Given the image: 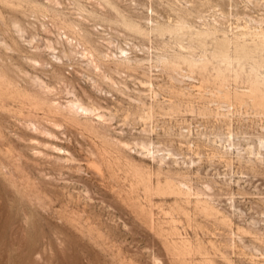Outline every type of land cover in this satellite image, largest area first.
<instances>
[{
    "label": "rangeland",
    "instance_id": "rangeland-1",
    "mask_svg": "<svg viewBox=\"0 0 264 264\" xmlns=\"http://www.w3.org/2000/svg\"><path fill=\"white\" fill-rule=\"evenodd\" d=\"M30 1L44 2L0 0V74L6 73L0 77V264H200L203 255L194 250L186 256L175 254L173 248L182 239L192 246L200 242L201 252L207 251L215 264H264V155L260 150L262 157L255 160L247 151L252 148L257 152V140L264 134V115L250 102L228 111L215 103L216 96L208 93L215 86L210 67L194 70L192 79L181 83L171 76L179 79L177 73L187 72L185 66L177 73L152 67L157 100L173 110L161 115L154 107L144 120L130 99L141 91L144 104L150 102L148 87L139 81L146 79L139 68L115 73L105 67L108 79L77 64L72 65L77 73L60 64L33 66L30 56L48 60L44 45L47 38L55 39L51 23L62 26L68 20L59 12L75 15L73 0H58L60 5L49 8L44 17ZM92 1L79 0L86 8H99ZM163 1L120 0L118 5L132 17L142 13L140 17L149 15L160 22H172L180 13L178 9L191 7L192 16L187 15V20L191 19L194 28L201 26V20L211 21L213 12L215 17L222 15L220 22L227 30L259 23L264 27V0H233L231 4L219 2L220 6L216 1V7L197 2L190 6L183 0H166V5ZM176 3L178 8H174ZM196 11L202 13L200 21ZM40 23L51 33L42 32ZM16 26L24 30L23 37L15 31ZM111 26L106 31L112 50L113 45L126 49L140 42L144 52L154 54L159 47L160 39L142 40L119 25ZM51 70L67 72L64 75L73 88L57 83ZM36 75L53 88L49 98L62 104L71 98L68 92L76 93L83 102L88 101L82 91L89 93L105 108L109 126L96 124L92 129L81 117H72L65 110L51 113L46 107L34 106L31 95L36 88L29 79ZM88 76L96 80L98 92L88 86ZM201 80L202 88L196 87ZM227 83L231 86V78ZM144 129L151 131L148 136L157 145H168L177 155V164L168 160L163 171L188 170L192 190L211 195L210 204L226 220L220 213L196 209L193 196L175 200L154 191L147 193L133 169L141 167L145 172L148 168L149 182L154 185L164 179L163 173L157 174V162L131 144L125 149L109 139L130 143L134 137L146 136ZM229 141V152L221 156L218 152ZM54 146L65 150L61 158L56 157ZM250 156L253 163L248 161ZM189 159L194 163L187 169Z\"/></svg>",
    "mask_w": 264,
    "mask_h": 264
},
{
    "label": "bare ground",
    "instance_id": "bare-ground-1",
    "mask_svg": "<svg viewBox=\"0 0 264 264\" xmlns=\"http://www.w3.org/2000/svg\"><path fill=\"white\" fill-rule=\"evenodd\" d=\"M183 1L186 4L189 3L190 6L191 4L194 5V3L197 2L205 5L206 3L208 5H215L214 7L217 6L216 4H214L216 1L218 2L219 6L221 2L227 4H231L233 2V0ZM30 2L35 4L34 6L37 7L35 11L37 13H40L42 17L45 16V13L47 12V10H49V8L57 7L60 5V2L58 0ZM92 2H96L95 5L99 6V8L97 9H100L99 11L101 12H99L93 6L86 8V6L82 5L79 0H73V2L71 3L72 6L70 5L73 8L72 14L75 15L74 17L66 15L63 12H59V14H61L62 16L68 17V20L62 26H56L55 24L51 23L49 27L55 30V39L53 38L54 40L52 41L50 40V38L46 39V45H44V50L48 51V53L46 52L48 60L40 61L37 58L30 56L31 58L29 57V62L33 66H46L47 64H49L50 66H54V64H60L62 65V67H64V69H68L70 67L71 70H74L73 72L77 73L78 71H75V69L72 68L75 67V65L72 66L73 64H77L78 66H80V68L90 67L89 70L92 68L95 73H98L99 75L101 74V76H103L102 78L108 79H110V76L108 75V72L104 69L105 67H107L109 71L115 73H118L119 71H124L126 69L139 68L142 71L143 76L146 77L144 81H139L141 85L144 84V86L146 85L148 87L147 94L149 95L150 102L148 105L144 104L141 98V96H143L144 94L141 91H136L137 95L134 96V98L132 97L130 99L133 102H136V104L138 105V109L142 112L141 117H145L144 120L147 119L154 112L155 109L161 115L169 113L171 112V110H173L172 106L168 104L166 106L164 104H161L162 102L157 100L158 94L155 90H153V83L151 81L152 75L150 69L152 67H161L163 68L162 70L168 69L177 73L178 69L179 71H184L181 69V66H185L187 72H185L184 74L177 73L180 77L179 79L171 76V79H174L180 83L184 79H192L190 74L194 70L207 71V69L210 67L213 72L212 81L215 86L213 88L208 89V93L210 91L212 92L211 94L216 96L217 102L215 103H218L221 108L228 111L234 107H240L246 102H250L254 110L264 115V27L259 25L260 23L257 26L253 27L246 25L235 26L233 27V29L235 30H232L229 26L230 29L228 28L229 30H227V27L225 28V26L222 25L224 23L220 22L224 20L221 17L222 15H218V17H215L214 14L216 12H213V14H211V21H208V19L203 21L201 20L203 16H200L202 15V13L199 14L200 12L198 13V11H196L199 14L198 16L196 15V18H198L199 21L201 20L202 22L200 27L199 24L197 26L194 25L195 27H197L194 28L193 26H191V19L189 20L190 23L187 20V15L190 16L192 12L190 10L191 7L189 9L184 6V9H178L180 13H174L176 15L174 16L176 17V19L172 22H160V19L157 20L149 16L148 14V16L141 15L140 17V14H142L140 13L138 16L132 17L127 13H124L125 10H122V8L119 7L120 5H118L119 3H121L120 0H95ZM165 2L164 4L167 3ZM160 3L162 2L160 1ZM175 7H177V3L174 8ZM209 7L211 8V6ZM101 8L104 9V11H102ZM172 11L175 12V9ZM220 17L223 20H220ZM85 23H89L88 26H86ZM111 25H119V27L121 26V28L128 31V33L130 32L131 35L136 36L142 40L150 41L152 37L155 39H160L159 47H156L154 49L156 51H154V54L150 52H144V45L140 44V42H138L139 44L131 43L127 45L128 47L126 49L124 48L125 46L122 48V46L120 47L113 45L114 49L112 50L111 44L113 43L112 40H110L111 38H107L108 31H106V28H109V26ZM49 27L45 26V23H40V28L43 30L42 32H45L46 34L51 33ZM15 28V31H17V33L19 34H22L23 37L24 30L20 26H16ZM22 37L19 36V38L23 39ZM38 48L39 47L35 48V50L37 49L38 51H40V49ZM140 54L141 56H139ZM65 73L67 72L60 73L55 72V70H51V74H53L57 83L62 84L66 88L67 86H70V83L65 77ZM79 73L82 75L81 72ZM5 75L6 73L2 72L0 74V77ZM241 75H243L242 79H240ZM89 77L91 76H88V78ZM228 78H231V86L227 83ZM89 79L90 84L88 86H90L93 92H98L100 89H97L98 84L96 80L92 79V77ZM29 80L30 84L36 88L35 93L31 95V102L34 106L46 107L48 112L51 113H55L60 110H65L72 117H81L83 121L86 122L92 129H96V124L102 125L104 127L109 126L107 122L109 116L107 117V119L105 118V108L95 103L93 96L89 95V93L87 94L84 90L82 92L84 93V96H86L85 98L88 102H83L81 100L82 97L79 98L76 93L74 94L73 92H68V94L71 93V98L69 97V99L65 100V102L62 104L59 101H56L54 98V100L49 98V93H52L53 90L51 89L53 88L48 85L47 82L38 78L37 75L33 77L31 76ZM197 84L198 85H196V87L202 88L204 81L201 80ZM69 88L71 89L73 87L70 86ZM167 130L171 132V130ZM141 131L144 133L146 132L145 129L144 131ZM168 131H166V133H168ZM146 133V136H133L134 138H132L133 140H131L130 143L117 138L109 139L113 140L115 143H118L121 147L125 149H129L131 144V146L136 147L140 151L139 153H143V155L145 154V156L149 157L152 162H157V174L163 173L164 179L163 181L156 180L154 185H152L150 183L151 181L148 179L150 178V174H148L150 171L148 173L146 172L148 168L145 169V172L144 168H142V170L141 167L140 169H137V167H134L135 169H133L135 174L134 176H136L138 181L143 184V188L147 191V193L150 191H154L160 196H167L169 198L172 197L173 199L180 197L181 199L185 198V200L193 196V198L195 199L194 206L196 209H200L201 211L207 213H220L222 219L226 220V216L223 213L221 214L218 209H216L212 204H210L209 201H212L211 195L206 193L202 194L197 191L194 192L192 190L189 179L190 173L188 170L178 171L174 169L175 171L172 172L169 168H167V170L163 171L162 165H166L167 167L168 160H171L172 163L177 164V155L175 152L172 151V149L168 145L160 146L161 143L157 145L151 139V137L148 136V134L150 135L151 131H148ZM228 134L229 137H231V131H228ZM262 136V138L258 137L259 139L257 140V152H255L252 148H249V150H247L249 155L254 156L255 160H260V158L262 157V153L259 152L260 150H263L264 155V134ZM231 146L232 144L229 141L228 145H225L223 147V150L218 153H220L221 156L226 155L229 152ZM52 149L56 151V157L58 156L57 158H61V155H63L65 151L56 146H54ZM66 152L65 154L68 153ZM236 157L240 159L241 154L237 152ZM248 161L251 163L254 162L252 161L251 156L248 157ZM193 163L194 161L189 159V162L185 163L187 164V169L189 167L188 164ZM205 187L206 189L210 190L208 184L205 185ZM175 200L173 201V203L176 202ZM177 203L176 205L179 206ZM172 205L174 207L175 204ZM170 206L171 204L168 205V208ZM162 207L160 206V209ZM160 209L159 211L163 210ZM171 210L172 209H170V211ZM183 210L184 209H182V211ZM170 211L168 212L170 213ZM179 211L181 210L179 209ZM147 213L148 215H150L149 209ZM148 215L146 216L147 219L149 218ZM171 221L173 222V220ZM177 242H179V240ZM175 243L176 242H174V244ZM201 249L202 247L200 242H198L195 246H192L187 239H182L179 244H176L174 246L173 251L175 252V254H179L180 252L185 253L183 255L186 256L187 254H189L190 251L192 252V250H194L196 253H200L201 255H203L200 259V264H215L214 259H211L212 257L210 258V256L207 254V251L205 250L206 252H201ZM191 263L192 262H190V264ZM196 263H198V261H196Z\"/></svg>",
    "mask_w": 264,
    "mask_h": 264
}]
</instances>
